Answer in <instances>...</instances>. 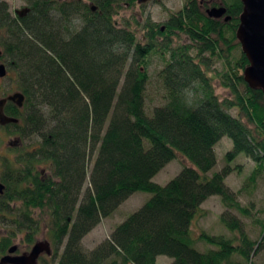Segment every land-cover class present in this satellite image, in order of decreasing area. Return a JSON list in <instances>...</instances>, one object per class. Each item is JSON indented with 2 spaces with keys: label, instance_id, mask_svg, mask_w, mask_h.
<instances>
[{
  "label": "trees",
  "instance_id": "obj_1",
  "mask_svg": "<svg viewBox=\"0 0 264 264\" xmlns=\"http://www.w3.org/2000/svg\"><path fill=\"white\" fill-rule=\"evenodd\" d=\"M86 1L97 10L84 0L68 5L26 0L28 10L12 16L7 4H0V61L25 98L22 108L11 102L4 107L18 123L0 127L20 141L10 150L17 153L14 158L0 157L6 187L0 225L7 220L14 229L12 236L0 238V257L18 233L35 243L39 210L47 211L56 254L64 246L57 264H157L159 256L170 258V264H235L234 256L255 264L253 257L264 251V222L260 241L254 242L239 220L223 214L221 222L234 238L202 233L199 240L215 248L206 252L195 248L191 236L192 222L212 196L227 209L249 214L225 184L228 168L208 175L222 138L233 143L229 162L244 154L264 171L263 91L244 79L247 56L231 58L240 47L242 1L211 0L212 7L218 1L227 9L231 20L226 23L209 18L197 0H186L164 27L143 25L141 40L129 23L112 19L126 0ZM75 18L82 24H72ZM176 34L190 44L173 46ZM153 54L168 57L160 73L166 103L147 116ZM205 54L222 62L221 72L209 73ZM215 79L228 92L222 100ZM32 137L38 144L23 152V140ZM179 155L189 165L164 186L153 182ZM40 163L49 164L51 177L42 178ZM137 192L151 197L85 253L83 238Z\"/></svg>",
  "mask_w": 264,
  "mask_h": 264
},
{
  "label": "rangeland",
  "instance_id": "obj_2",
  "mask_svg": "<svg viewBox=\"0 0 264 264\" xmlns=\"http://www.w3.org/2000/svg\"><path fill=\"white\" fill-rule=\"evenodd\" d=\"M66 1V0H65ZM75 1V0H68ZM202 3L203 8L209 9L212 7L213 1L211 0H197ZM7 4L9 13L12 16H16L17 13H22L24 8L27 6L26 0H0L1 3ZM85 3L89 4L86 0ZM124 2V1H123ZM127 2V0H126ZM186 0H152L144 3L143 5H138L134 2L133 5H126L122 3L119 5L118 10L113 15L112 19L116 24H121L125 26L126 23L130 24L132 30H136V36L141 40L146 31L144 26L147 22L150 24L158 25L164 27L169 21L172 14L178 13L185 5ZM217 1V5L219 6ZM136 21L138 23H136ZM72 24L78 26L82 24L80 19L75 18ZM135 24H139L136 26ZM173 46L190 44L189 38L183 34L173 35L172 38ZM163 38H160V42ZM242 52L241 46L236 47L232 53V60H236L240 53ZM207 63L209 65L210 74L216 75L223 69L222 62L217 58H211L208 54ZM167 59H164L161 55L153 54L149 60L148 67V82L145 92V110L148 115L152 114V111L156 107L164 106L166 103V91L163 86L160 73L166 65ZM0 63H4L0 61ZM11 78V79H10ZM216 94L222 100L228 95V92L220 85L218 79L214 81ZM16 83L13 78V72L7 71V76L0 78V99L5 98L9 95L15 93ZM233 116H237L236 110L230 111ZM246 122L245 119H242ZM12 132V129H10ZM17 139L16 135H9L6 131L0 128V157L7 156L8 158H14L17 153H10L11 149L14 147L12 144ZM38 138L32 137L23 140L24 150L23 152H28L33 150L38 144ZM19 142V141H18ZM233 143L228 137L222 138V140L215 146L216 153V166L208 173L212 176L214 173L222 171L224 168L229 169V175L225 179L226 186L230 191L235 194L236 200L239 202L241 207L247 208L249 214L248 216L234 210L227 209L223 205L221 198L218 196H212L207 199L201 205V212L195 218L191 225V236L195 241V248L200 252H206L209 249H215L214 247L206 244L205 242L199 240V236L202 233L211 236H222L228 239H233V234L223 225L221 222V216L227 214V217H233L239 220L242 224V229L245 234L254 242L260 241L263 228L262 223L264 222V171H259L255 162L248 158L244 154H240L236 159L229 162L226 159L228 152L232 150ZM96 156L93 157L92 163L89 167V172L92 168L93 161ZM0 160V183L4 186L2 180V175L5 166ZM189 163L182 156H178L176 160L170 162L168 165L162 169L154 178L153 182L164 186L173 178H175L183 167L188 166ZM43 179L51 177V172L49 169V164L40 163L37 166ZM89 187V174L87 181L84 185L83 191ZM6 189V187H5ZM151 194L137 192L130 196L110 217L104 218L101 222L82 240L81 246L85 253L93 251L101 243L107 240L115 227L121 224L129 215L137 211L147 200H149ZM47 211L41 212L39 210L35 211L34 216L39 221L41 220L40 230L37 234L35 243L37 242H50L52 250H56L52 239L49 234V229L46 223L49 222L47 217ZM45 220V223H42ZM14 229L12 228L9 221H2L0 225V238L9 237L13 235ZM13 237L11 246L17 245L19 248L18 253L30 252L32 246L26 242V233H18ZM64 246L60 248L57 255L47 257L44 256L40 264H57L61 254L63 253ZM235 264H247L241 257L234 256L232 259ZM172 260L165 256H159L157 258V264H170ZM253 262L255 264H264V251H261L258 255L253 257Z\"/></svg>",
  "mask_w": 264,
  "mask_h": 264
},
{
  "label": "water",
  "instance_id": "obj_3",
  "mask_svg": "<svg viewBox=\"0 0 264 264\" xmlns=\"http://www.w3.org/2000/svg\"><path fill=\"white\" fill-rule=\"evenodd\" d=\"M144 1L147 0H139V3ZM241 1L243 13L240 16L236 37L242 52L249 61V66L244 72V79L250 87L261 89L264 96V0ZM92 10H95V8L93 7ZM206 14L211 19H223L226 23L231 20L224 6L207 9ZM1 55L2 51L0 50ZM6 76L7 68L3 63H0V78ZM24 100V96L19 92L0 99V126L18 123L17 119L4 113V107L8 102H11L18 108H22ZM16 143L17 141L14 145ZM4 188V185L0 183V194H3ZM17 249V246L11 247L8 251L9 254L0 259V264H37L38 258L42 253L50 254L51 252L48 242H37L29 253L19 256L14 255Z\"/></svg>",
  "mask_w": 264,
  "mask_h": 264
},
{
  "label": "flooded vegetation",
  "instance_id": "obj_4",
  "mask_svg": "<svg viewBox=\"0 0 264 264\" xmlns=\"http://www.w3.org/2000/svg\"><path fill=\"white\" fill-rule=\"evenodd\" d=\"M56 1H58L59 3H65L66 5H68V3H73L72 1H68V0H56ZM78 1H83V0H78ZM148 1H152V0H147V1H144V2H141V3H139V0H131L130 2L127 0V2L125 3L126 5H128V6H130V5H133L134 4V2H137V4L138 5H143L144 3H146V2H148ZM93 3L94 2H89V5L91 6V9L94 7L95 8V10H92L93 12H95L96 10H97V6H94L93 5ZM202 4V3H201ZM219 6H222L221 4H219ZM212 8V7H211ZM210 9V8H209ZM28 10V8H27V6L24 8V11H27ZM23 11V12H24ZM206 11H207V9H206ZM205 11V12H206ZM207 15V14H206ZM170 19V18H169ZM223 20V19H222ZM0 50H1V47H0ZM2 51V50H1ZM0 127H3V126H0ZM17 141V143L14 145V143ZM19 141V139L17 138L16 140H15V142L12 144V146H17V145H19L20 144V141ZM2 184V183H1ZM5 187V186H4ZM4 191H5V188H4ZM4 193V192H3ZM1 195V194H0ZM49 243V246H50V250H51V252H50V254H47V253H42L40 256H39V258H38V261H37V264H40L41 263V261H42V258L44 257V256H47V257H51V256H55V254H56V252L54 251V250H52V247H51V243L50 242H48ZM34 245H35V243H34ZM33 245V246H34ZM13 246H17V245H13ZM13 246H11V247H13ZM33 246H32V248H33ZM10 247V248H11ZM18 247V246H17ZM9 248V249H10ZM32 248H31V250H32ZM9 249L7 250V252H6V254H4V255H2L1 257H0V259L2 258V257H4V256H6V255H8L9 254ZM30 250V251H31ZM18 251H19V248L17 249V251H16V253L14 254V255H16V256H19V255H23V254H26V253H29V252H24V253H18ZM57 255V254H56ZM62 255V254H61Z\"/></svg>",
  "mask_w": 264,
  "mask_h": 264
}]
</instances>
